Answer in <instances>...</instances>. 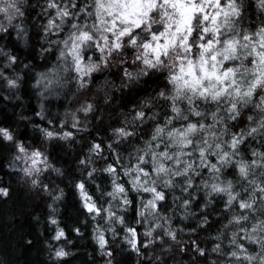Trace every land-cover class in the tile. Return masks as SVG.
Wrapping results in <instances>:
<instances>
[{
    "label": "clouds",
    "instance_id": "clouds-1",
    "mask_svg": "<svg viewBox=\"0 0 264 264\" xmlns=\"http://www.w3.org/2000/svg\"><path fill=\"white\" fill-rule=\"evenodd\" d=\"M0 37V200L42 205L0 264H264V0H0Z\"/></svg>",
    "mask_w": 264,
    "mask_h": 264
},
{
    "label": "trees",
    "instance_id": "trees-1",
    "mask_svg": "<svg viewBox=\"0 0 264 264\" xmlns=\"http://www.w3.org/2000/svg\"><path fill=\"white\" fill-rule=\"evenodd\" d=\"M2 39V37H0ZM10 44L14 48H16L18 51H22L18 49V46L15 45L11 40L9 41ZM29 59H33L35 62V54L34 51L29 53L28 56ZM99 78V77H97ZM27 79H30L27 77L26 74V86L24 89V95L27 97L29 96V89L27 88ZM160 77H157L155 80H148L146 83H156ZM144 92V89L138 90L137 95L142 94ZM133 97L131 94H129L128 98L126 101L122 104L123 107H127V104L133 102ZM0 102H2V97H0ZM11 106V105H10ZM12 107H19V105H15ZM29 108L32 111H35L34 105L30 104ZM0 116H3V119L0 120V123H3L5 125L10 124L12 122V116L8 115L4 109H0ZM24 131L20 133V137L22 139H27L29 138V132L27 129V126L24 125ZM38 140V136L35 138ZM8 149L2 145H0V156H3L7 153ZM54 154L59 152V149H54ZM6 157H0V174L4 175L5 177H9V173L3 171V162ZM59 158V157H58ZM13 179V183H14ZM11 200V207L8 206L6 201L0 200V245L6 246L8 248L11 247L10 244H6L5 242L11 241V240H17L18 245L17 247H23V242H24V237L25 236H31L33 237L34 244L33 245H27L24 247V252H23V259H28L30 256V252L33 247H35L37 250L42 251L41 248V241L39 238L36 236V226L31 222L30 218V213L26 211L29 207H34L35 211H40L42 210V205L40 204H31V198H25L23 195L22 190H16L13 188V191L10 196ZM12 216L14 218L12 223H9L6 219L7 216ZM134 216V212H133ZM20 217H23V222H21ZM15 225V227H13ZM8 229H12L11 233L8 232ZM47 230L45 232V235L47 236ZM76 259H85L84 257H77ZM131 257H127V260H130ZM65 264H70V262H65Z\"/></svg>",
    "mask_w": 264,
    "mask_h": 264
}]
</instances>
